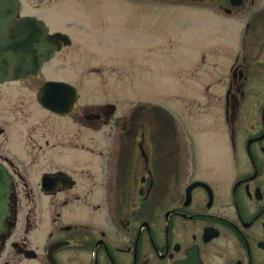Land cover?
Instances as JSON below:
<instances>
[{
  "label": "flooded vegetation",
  "instance_id": "obj_1",
  "mask_svg": "<svg viewBox=\"0 0 264 264\" xmlns=\"http://www.w3.org/2000/svg\"><path fill=\"white\" fill-rule=\"evenodd\" d=\"M173 5L218 20L216 49L196 62L218 72L227 152L196 150L195 126L183 145L158 150L139 115L117 114L111 101L79 104V88L73 103L71 86L43 94L54 104L44 106L48 81L75 84L47 69L62 45L38 71L0 79V162L17 213L0 264H264V0ZM25 16L61 31L21 6ZM18 29L44 38L36 24Z\"/></svg>",
  "mask_w": 264,
  "mask_h": 264
},
{
  "label": "rangeland",
  "instance_id": "obj_2",
  "mask_svg": "<svg viewBox=\"0 0 264 264\" xmlns=\"http://www.w3.org/2000/svg\"><path fill=\"white\" fill-rule=\"evenodd\" d=\"M176 1L22 0V5L74 39L47 69L75 83L82 93L79 104L111 101L119 107L117 114L128 116L139 108L146 135L152 133L158 150L183 145L195 126L200 131L196 150L227 152L218 72L207 74V67L196 62L201 50L217 43L218 20L212 13L173 5ZM221 30L224 38L230 34Z\"/></svg>",
  "mask_w": 264,
  "mask_h": 264
},
{
  "label": "water",
  "instance_id": "obj_3",
  "mask_svg": "<svg viewBox=\"0 0 264 264\" xmlns=\"http://www.w3.org/2000/svg\"><path fill=\"white\" fill-rule=\"evenodd\" d=\"M21 6V0H0V79H12L38 71L45 61L51 60L63 42L65 45L71 43L68 34L57 32L50 34L47 25L34 16L17 18ZM31 23L43 31L42 41L34 37L25 36L19 25ZM15 30V31H14ZM14 31V32H13ZM38 52L35 60H32L34 53ZM32 57V58H31ZM71 86L75 91L72 103L77 99L78 94L75 87L63 81H49L43 87L41 100L44 105L53 109V102L43 100L42 95L53 93L56 88ZM41 101V102H42ZM68 110V109H67ZM16 189L13 176L9 173L3 163L0 162V239L10 234L14 226L17 213L13 209L15 203ZM3 243L0 241V252Z\"/></svg>",
  "mask_w": 264,
  "mask_h": 264
}]
</instances>
